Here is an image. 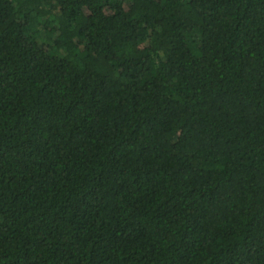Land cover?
<instances>
[{
    "label": "trees",
    "instance_id": "obj_1",
    "mask_svg": "<svg viewBox=\"0 0 264 264\" xmlns=\"http://www.w3.org/2000/svg\"><path fill=\"white\" fill-rule=\"evenodd\" d=\"M0 264H264V0H0Z\"/></svg>",
    "mask_w": 264,
    "mask_h": 264
}]
</instances>
